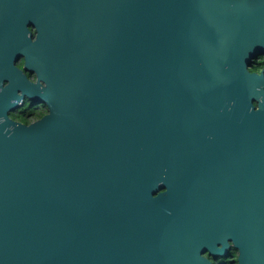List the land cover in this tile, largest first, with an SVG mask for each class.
<instances>
[{
    "label": "water",
    "instance_id": "water-1",
    "mask_svg": "<svg viewBox=\"0 0 264 264\" xmlns=\"http://www.w3.org/2000/svg\"><path fill=\"white\" fill-rule=\"evenodd\" d=\"M263 54L264 0H0V264H264Z\"/></svg>",
    "mask_w": 264,
    "mask_h": 264
},
{
    "label": "flooded vegetation",
    "instance_id": "flooded-vegetation-1",
    "mask_svg": "<svg viewBox=\"0 0 264 264\" xmlns=\"http://www.w3.org/2000/svg\"><path fill=\"white\" fill-rule=\"evenodd\" d=\"M29 29L32 33V40H34L35 36H36L35 29L32 27H30ZM260 62L262 64V66H261V69H262L264 67V58H262V60ZM14 65L18 69L22 70L23 74H25L26 77L30 81L35 80V77H36L35 74L29 70L24 69V59L22 57L17 59L14 62ZM261 69H260V71H261ZM29 101H31V100H29L27 98H23L21 100L19 106L8 113L9 118H11L12 120H14L16 122L18 121V122H21L24 124H29V123L39 119L40 117H33V116H30V114H25L28 107H31L33 109L41 111L43 113V115L47 112V108L42 103H38L37 105H33V104H28V103H30ZM25 121H27V122H25ZM203 256L209 260L210 264H238L239 252L237 249L230 246L222 254L212 256L208 253H205Z\"/></svg>",
    "mask_w": 264,
    "mask_h": 264
},
{
    "label": "trees",
    "instance_id": "trees-1",
    "mask_svg": "<svg viewBox=\"0 0 264 264\" xmlns=\"http://www.w3.org/2000/svg\"><path fill=\"white\" fill-rule=\"evenodd\" d=\"M261 59L259 58L258 60H256V64L252 63L251 66H250V71H253V72H259L260 69H261ZM25 114H30V116H33V117H41L43 115V113L39 110H36V109H33L31 107H28L27 108V111ZM27 122V121H25Z\"/></svg>",
    "mask_w": 264,
    "mask_h": 264
},
{
    "label": "rangeland",
    "instance_id": "rangeland-1",
    "mask_svg": "<svg viewBox=\"0 0 264 264\" xmlns=\"http://www.w3.org/2000/svg\"><path fill=\"white\" fill-rule=\"evenodd\" d=\"M262 58H264V54L260 57V59L262 60ZM259 59V58H258ZM257 59V60H258ZM254 64H256V62H254ZM33 100H31V101H29L30 103H28V104H31V102H32ZM38 103L37 102H35V103H33V105H37Z\"/></svg>",
    "mask_w": 264,
    "mask_h": 264
}]
</instances>
